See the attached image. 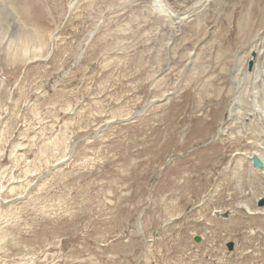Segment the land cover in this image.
Here are the masks:
<instances>
[{
    "label": "rangeland",
    "instance_id": "rangeland-1",
    "mask_svg": "<svg viewBox=\"0 0 264 264\" xmlns=\"http://www.w3.org/2000/svg\"><path fill=\"white\" fill-rule=\"evenodd\" d=\"M163 3L0 0L29 43L0 40V264H264L248 120L214 65L194 79L172 57Z\"/></svg>",
    "mask_w": 264,
    "mask_h": 264
},
{
    "label": "bare ground",
    "instance_id": "bare-ground-1",
    "mask_svg": "<svg viewBox=\"0 0 264 264\" xmlns=\"http://www.w3.org/2000/svg\"><path fill=\"white\" fill-rule=\"evenodd\" d=\"M154 1L157 7L165 11L164 14L168 12L166 11L163 0H154ZM169 1L174 2L171 4L174 5L173 7H175L180 11L178 13V16L180 17V24L182 28V37L177 39L175 44H172V42L170 43V41L168 43V47L170 53L172 54V57L177 58V60L179 61L178 63H180L179 65L182 67L184 73L193 75L194 79L196 77L199 78L204 75L207 76L208 73H210L209 71L210 66L214 65L213 69L215 71V75L214 76L209 75L207 79L209 78L213 84L214 82L216 83L217 81L223 83V85L220 84V87L218 88V90H216L219 94H222V91L223 89H225V87L228 90V93L231 94L233 100L229 105L230 106L229 117L230 119L234 120L235 125H236L235 119L237 121H240L241 119H244L245 121L248 120L247 121L248 124L245 122L242 123L243 121H241V124H247L250 129V132L252 131L251 133L249 132L251 136L250 137L251 140H249V143L250 145H254V151L251 154V157L247 159V162L250 163V168H252L253 170L263 171L255 168L252 165V161H253V157L256 155L260 157L264 162V0H169ZM6 4L7 3H5V5ZM147 13L149 15V12ZM135 14L138 13L135 12ZM8 22L6 21L5 14H3V12L0 9L1 42L7 40V42H9V44L7 45L9 50L13 49L14 47H19L16 48V50L19 51L22 50L20 48H27L29 46L28 39L26 38L24 39V37L20 35L21 33L17 35L20 32L19 31L20 28L19 29L16 28L17 23L14 22L13 24L12 23L9 24ZM126 22L129 21L127 20ZM163 22H166V20L165 21L162 20V24ZM158 23H160V20ZM10 30L14 33L17 32L15 33L16 36L12 34L10 35ZM173 36L175 37V35ZM31 43H32V39H31ZM38 46H40V44ZM188 48L191 49L190 52ZM207 50H210L213 56L209 54L207 55ZM162 62L160 61V63ZM160 63L158 65H160ZM166 66H170V63L169 65ZM205 79L204 82L207 80ZM209 83L210 82H208V84ZM202 84L204 85V83ZM203 88L205 89V87ZM226 99H228L230 102L229 98ZM157 102L160 101L158 100L153 101L151 104ZM229 124L226 126H222L223 130H219L218 132L219 136L225 135L226 132H228L227 126H229ZM243 131H247L245 127ZM237 132L238 134H240L239 132H242V130L237 129ZM244 154L247 155L246 152H244ZM239 163L240 160L238 162V166L236 167L240 170ZM242 167L243 166H241V168ZM240 206L245 208L249 214L253 212L248 204H240Z\"/></svg>",
    "mask_w": 264,
    "mask_h": 264
},
{
    "label": "water",
    "instance_id": "water-1",
    "mask_svg": "<svg viewBox=\"0 0 264 264\" xmlns=\"http://www.w3.org/2000/svg\"><path fill=\"white\" fill-rule=\"evenodd\" d=\"M155 104H157V103H153V104L149 105V107H152V106L155 105ZM138 116H140V115H137V116H135V117H138ZM131 120H132V119H131ZM131 120H127V121H131ZM253 162H254V166H255V167H258V168H260V169H263V168H264V163L262 162V160H261L258 156H255V157L253 158ZM258 207H260V208L264 207V197H262V198L259 200V202H258ZM196 241L199 242L200 239L197 238ZM227 247H228L229 251H233V250H234V243H229V244L227 245Z\"/></svg>",
    "mask_w": 264,
    "mask_h": 264
}]
</instances>
